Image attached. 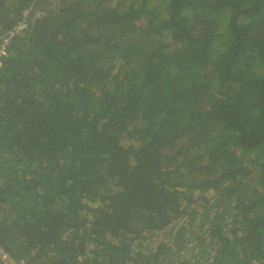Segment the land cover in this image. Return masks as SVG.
I'll return each instance as SVG.
<instances>
[{"label":"trees","instance_id":"16d2710c","mask_svg":"<svg viewBox=\"0 0 264 264\" xmlns=\"http://www.w3.org/2000/svg\"><path fill=\"white\" fill-rule=\"evenodd\" d=\"M54 1L0 0L8 263L264 264V0Z\"/></svg>","mask_w":264,"mask_h":264},{"label":"built area","instance_id":"2783aa9c","mask_svg":"<svg viewBox=\"0 0 264 264\" xmlns=\"http://www.w3.org/2000/svg\"><path fill=\"white\" fill-rule=\"evenodd\" d=\"M29 12L30 9L25 10L22 19L15 25V27L0 35V67L2 64V58L9 54V45L12 38L16 35H20L24 29L28 28ZM0 255H2L7 263L9 262L8 255L4 253L3 250H0Z\"/></svg>","mask_w":264,"mask_h":264},{"label":"rangeland","instance_id":"374dc122","mask_svg":"<svg viewBox=\"0 0 264 264\" xmlns=\"http://www.w3.org/2000/svg\"><path fill=\"white\" fill-rule=\"evenodd\" d=\"M48 1L51 2L52 5L50 3H48L47 6H49V8H53L54 9L55 8V5H54L55 1L54 0H48ZM41 11L42 10H37L36 14H39ZM141 22L143 23L142 20H141ZM94 204H96V202H94ZM86 215L89 217V213H86ZM168 239H169V237L167 236V237L162 238L161 240L167 241ZM145 242H147V243H150V242L151 243H157L158 241H157L156 237H152V239H145L144 244H145ZM193 244H196V241H192L190 245H193ZM185 257L187 259H190V260L193 261V259H191L190 257H188V256H185Z\"/></svg>","mask_w":264,"mask_h":264}]
</instances>
